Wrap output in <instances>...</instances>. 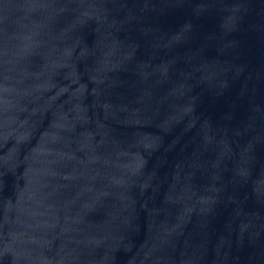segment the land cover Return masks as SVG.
Masks as SVG:
<instances>
[{"label": "water", "instance_id": "95a60500", "mask_svg": "<svg viewBox=\"0 0 264 264\" xmlns=\"http://www.w3.org/2000/svg\"><path fill=\"white\" fill-rule=\"evenodd\" d=\"M0 264H264V0H0Z\"/></svg>", "mask_w": 264, "mask_h": 264}]
</instances>
